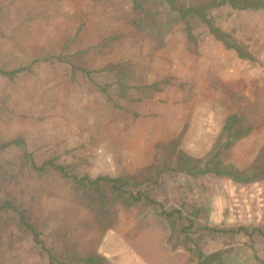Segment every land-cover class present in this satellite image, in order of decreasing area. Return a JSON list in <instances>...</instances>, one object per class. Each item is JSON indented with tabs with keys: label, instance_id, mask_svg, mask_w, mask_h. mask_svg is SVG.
<instances>
[{
	"label": "rangeland",
	"instance_id": "obj_1",
	"mask_svg": "<svg viewBox=\"0 0 264 264\" xmlns=\"http://www.w3.org/2000/svg\"><path fill=\"white\" fill-rule=\"evenodd\" d=\"M211 1L174 3L185 9ZM136 3L0 0V69L12 71L42 57L63 59L34 63L30 72L13 79L0 75V201L19 206L57 257L96 256L100 260L95 264H125L132 253L127 240L133 241L146 224L165 221L151 207H125L108 194L103 208L89 186H79L49 167L36 171L32 162L40 167L55 160L70 172L92 178L138 176L151 169V179L152 168L165 162L159 145L183 131L181 149L202 157L207 128H218L225 114L240 106L241 59L234 50L216 40L198 17L188 19L195 36L190 42L184 21L166 4ZM228 8L208 11L214 26L251 54L262 51L261 44L239 41L244 37L237 23L233 27L226 19ZM73 68L94 72L85 75ZM155 83L156 88L149 87ZM100 86H107L106 92ZM16 139L22 146L3 147ZM234 154L222 157L237 163ZM162 181L164 191L159 186L156 191L170 206L191 204L201 194H192V179L183 174L165 173ZM230 186L231 210L254 206V190ZM205 219L198 215L200 224L206 225ZM217 240L224 238L204 241L200 251L205 255ZM47 262L45 252L11 213L0 220V264Z\"/></svg>",
	"mask_w": 264,
	"mask_h": 264
},
{
	"label": "trees",
	"instance_id": "obj_2",
	"mask_svg": "<svg viewBox=\"0 0 264 264\" xmlns=\"http://www.w3.org/2000/svg\"><path fill=\"white\" fill-rule=\"evenodd\" d=\"M166 4L168 8L175 12L185 23L186 36L190 42H195V36L192 31V26L188 22L191 17H198L204 23L209 32L214 38L220 41L226 49L234 50L238 58L255 62V57L247 51V49L230 39V34L221 31L214 26L208 17L209 10L227 5L233 10H264V0H214L209 3L179 9L175 6L174 0H159ZM137 7V0H133ZM61 56L42 57L31 61L26 66H19L12 71H4L0 69V75H4L13 79L18 74L30 72L31 65L38 62L56 63L62 62ZM78 69L85 75H91L94 71ZM158 83H155L150 88H156ZM103 92H106L107 86H100ZM250 132V126L246 119L240 113L230 114L224 123L223 129L219 134L218 140L210 154L203 158H195L181 149L183 139V131L170 140L166 145H159L164 152L165 162L161 163V167L152 168L150 179V170H145L141 175L121 174L118 176L98 175L94 178L88 175L79 176L68 170L67 165L58 164L55 160H49L40 167L33 162L30 167L36 171H44L47 167L57 171L63 177L71 178L74 183L79 186H89L101 207L105 208L108 198L115 203H119L125 207L132 205L148 206L156 211V215L163 219L168 227L169 235L167 243L172 249H182L188 253L197 255V264H219L225 250L213 252L204 255L200 251V246L204 241L213 240L215 238H224L233 240L238 235H243L252 238L254 234L264 237V229L256 227H232L225 229H214L207 225L200 224L198 221V209L189 203H182L180 206H170L167 204V199H160L157 190L164 191L162 177L165 173H178L186 176H200L213 174L216 176H226L236 182L248 183L259 178H264V147L259 151L256 159L245 170H239L234 165L225 164L222 161V154L228 150L234 143L243 138ZM22 146V143L16 139L3 144V147ZM153 167V166H152ZM150 168V167H149ZM142 176V177H140ZM12 214L17 224L23 229L30 232L32 241L47 255L48 264H95L100 258L91 256L88 258L65 259L61 256L57 257L46 249L43 241L40 239V233L33 222H30L22 209L14 204L11 200L0 201V220Z\"/></svg>",
	"mask_w": 264,
	"mask_h": 264
},
{
	"label": "crops",
	"instance_id": "obj_3",
	"mask_svg": "<svg viewBox=\"0 0 264 264\" xmlns=\"http://www.w3.org/2000/svg\"><path fill=\"white\" fill-rule=\"evenodd\" d=\"M228 9L226 19L230 20L233 27L237 23L239 35L241 38L244 37L239 41L261 44L263 50L252 54L257 64L254 67L250 61L241 59L238 71L239 109L225 114L218 128H207V152L204 155L213 151L226 118L230 114L240 113L248 122L250 132L223 153H236L234 155L238 162L225 161L223 154L221 158L225 164L245 170L264 147V10H233L230 7ZM203 156L195 158H203ZM188 177L192 179V194H195V190L201 192L200 195L194 196L191 205L198 209L199 214L206 216L208 227L225 229L243 226L264 229V178L240 183L226 176L213 174ZM231 183L238 184L242 190L255 191L256 199L253 207L243 209L239 206V210L230 209L227 191ZM139 230L133 241L127 240V249L129 252L132 250V253L127 255L125 264H197L198 259L194 260L190 253L182 249H172L167 243L169 230L166 223L146 224ZM111 237L117 241L116 237ZM225 249L219 264H264L263 236L250 239L238 235L233 240L213 241L211 246L208 245L205 255Z\"/></svg>",
	"mask_w": 264,
	"mask_h": 264
}]
</instances>
